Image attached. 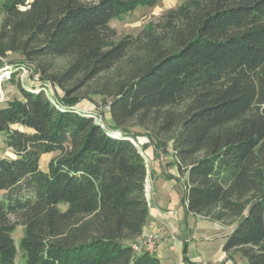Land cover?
Returning a JSON list of instances; mask_svg holds the SVG:
<instances>
[{
  "label": "trees",
  "instance_id": "16d2710c",
  "mask_svg": "<svg viewBox=\"0 0 264 264\" xmlns=\"http://www.w3.org/2000/svg\"><path fill=\"white\" fill-rule=\"evenodd\" d=\"M158 1L1 3L0 57L21 54L65 96L67 83L115 72L100 92L106 126L20 85L0 107L14 155L0 157V264H163L131 247L149 215L146 162L128 129L135 118L155 125L163 148L171 141L186 210L232 221L223 249L264 264V0H185L117 38L112 20ZM57 57L70 61L52 74Z\"/></svg>",
  "mask_w": 264,
  "mask_h": 264
},
{
  "label": "rangeland",
  "instance_id": "374dc122",
  "mask_svg": "<svg viewBox=\"0 0 264 264\" xmlns=\"http://www.w3.org/2000/svg\"><path fill=\"white\" fill-rule=\"evenodd\" d=\"M30 1L31 0H27V2ZM184 1L185 0H159L154 7H138L121 18L112 20L110 26L115 29L117 38L126 35L137 36L143 29L149 28L151 25L158 22L165 12L177 7ZM2 2L3 0H0V5ZM2 18L3 13L0 9V26ZM69 61V57L54 58L51 62L52 67L49 72L52 74L61 73L66 68ZM113 72L115 71L110 70L103 73L96 79L88 81L82 86L77 85L75 82L67 83L65 89H71V93L65 96L64 89L61 86L52 84L48 79H44V81L40 79L41 72L37 64L26 63L19 53L7 52L5 56L0 57V107L5 105L6 102L20 97L18 85L36 91L45 88L44 92L54 103H57L59 107L62 105H60L58 101L65 100L68 104H72L76 110L90 113L97 122L103 123L106 126L110 124L109 108L107 105L109 97L100 92L104 90L106 80H112ZM150 122L145 121L139 125L138 119L135 118L130 122L128 127L133 136L131 139L134 140L136 145L140 148V152L144 156L147 166L148 164H177L171 147V141L163 148L162 143L166 137H156L152 129L155 128V125H152ZM12 156L13 153L5 146L3 136L0 135V157ZM53 156H55V153L43 155L40 159V168L45 170L49 160ZM175 179L176 182H180V188L183 190L184 177L179 174V177ZM146 190L148 191V187ZM149 192H147V195H149ZM223 226L224 230L222 233L226 234V236L231 233L234 228L232 221H228L223 224ZM21 236L22 226H18L13 232V238L17 247L19 246ZM230 252L237 253L234 250ZM17 262L20 263L19 258H17Z\"/></svg>",
  "mask_w": 264,
  "mask_h": 264
},
{
  "label": "crops",
  "instance_id": "0c3cea01",
  "mask_svg": "<svg viewBox=\"0 0 264 264\" xmlns=\"http://www.w3.org/2000/svg\"><path fill=\"white\" fill-rule=\"evenodd\" d=\"M146 167L149 215L142 235L162 234L163 243L155 254L163 264H246L237 253L223 249L226 234L221 222L186 210L185 187L181 190L175 179L176 164Z\"/></svg>",
  "mask_w": 264,
  "mask_h": 264
},
{
  "label": "built area",
  "instance_id": "2783aa9c",
  "mask_svg": "<svg viewBox=\"0 0 264 264\" xmlns=\"http://www.w3.org/2000/svg\"><path fill=\"white\" fill-rule=\"evenodd\" d=\"M41 90H45L42 88ZM114 135L119 136L120 133L118 131L114 132ZM131 141L136 145L134 140ZM163 243V237L159 232H149L139 236L132 244L131 247L134 252H148L154 254L158 251L159 247Z\"/></svg>",
  "mask_w": 264,
  "mask_h": 264
}]
</instances>
